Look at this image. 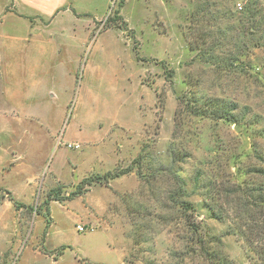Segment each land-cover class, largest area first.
Here are the masks:
<instances>
[{"label":"rangeland","instance_id":"374dc122","mask_svg":"<svg viewBox=\"0 0 264 264\" xmlns=\"http://www.w3.org/2000/svg\"><path fill=\"white\" fill-rule=\"evenodd\" d=\"M247 1L0 0V264H206L190 251L172 198L180 184L169 172L171 146L189 154L174 169L212 248L234 264H264L237 234L227 198L215 197L230 214L219 221L194 187L211 157L233 174L240 151L246 165L264 166V0L251 21ZM115 11L126 29L107 25ZM211 51L239 61L219 67ZM212 98L240 123L192 112L194 100ZM143 150L155 163L143 175L134 167L72 195L84 178L123 170ZM233 179L227 171L216 181ZM53 190L64 199L49 214L30 208Z\"/></svg>","mask_w":264,"mask_h":264},{"label":"trees","instance_id":"16d2710c","mask_svg":"<svg viewBox=\"0 0 264 264\" xmlns=\"http://www.w3.org/2000/svg\"><path fill=\"white\" fill-rule=\"evenodd\" d=\"M260 3H255V0L252 2L251 0L247 1L244 15L248 21L253 20L255 16V8ZM114 16H109L107 19V25L112 26L116 25L119 28L126 29L127 22L123 21V17L120 16L119 11H115ZM121 21V22H120ZM124 24V25H123ZM253 25H251V29ZM254 29V28H253ZM256 45H259L257 42ZM207 60L215 64L219 67L225 65L226 67H231L235 65L236 61H239V58L235 54H228L223 59L220 55L216 54L214 51L207 52L206 54ZM195 104L192 107V112L198 116L203 117H211V118H221L227 120L229 122H235L237 124L240 123L239 117L229 112L227 104H221L217 99H210L209 102L198 106L196 102L198 100H194ZM229 105V104H228ZM213 106V107H212ZM144 151V150H143ZM171 152V166L169 167V172L172 173V176L177 178L178 183L180 184L179 190L176 192L172 198L176 201L185 221L188 229L190 230L191 235L189 237L188 242L193 243V247L190 251H194L200 254L202 259L206 264H234L227 255H222L221 253L215 251L212 248V243L215 241V237L213 235H209L205 233L203 226L201 224L196 223L194 220V212L195 205L188 198V180L184 175L177 174L174 167L181 162L186 161L189 157L188 152L185 153L180 150H176L173 146L170 147ZM147 153V154H146ZM245 151H240V154H236L234 156V166L236 167V171L233 174L229 167L231 165L227 163L220 162L219 157H211L210 159L204 161L202 166H200L195 173L194 176V187L195 189L203 190L206 194V197L209 199L208 207L212 211V215L215 219L219 221H225L226 218L229 219L230 214L223 211H218L216 207L217 201H215V197H226L228 203L233 205V209L235 211V222L234 228L237 231V234L245 240L259 255V258L264 263V180H249L245 176H259L264 177V166L257 165H246L242 160ZM149 152L144 151L139 154V156L133 161V165L124 168L123 170L117 171H108L105 174H96L87 178H84L80 184H78L76 191L72 193L73 196H77L79 194L84 193L88 187L96 182L98 183H106L108 184L109 180L113 177H117L121 174L132 171L134 167H137L139 174L143 175L142 170L146 165H149L147 168H151L155 165L154 161H150L151 156H148ZM150 157V158H149ZM153 159V158H152ZM162 167H165L162 165ZM207 167V168H206ZM205 169H211V173L209 179L206 175H209V171L207 172ZM228 171V175H233V178L236 179V182L232 181V184H219L216 180L224 179L225 172ZM153 177L156 174H152ZM233 179V180H234ZM251 179V178H250ZM223 182V181H222ZM227 182V181H226ZM234 182V183H233ZM55 191V192H54ZM7 195L10 199H12L16 204L17 208L25 207L26 204L22 202H17L11 192L6 190ZM6 195L4 194V197ZM64 197L58 190H53L50 192L49 197L45 200L42 208H38L35 210L34 207H30L33 211L37 213H42V209L46 207L49 214V206L52 200H63ZM234 202V204H232Z\"/></svg>","mask_w":264,"mask_h":264},{"label":"built area","instance_id":"2783aa9c","mask_svg":"<svg viewBox=\"0 0 264 264\" xmlns=\"http://www.w3.org/2000/svg\"><path fill=\"white\" fill-rule=\"evenodd\" d=\"M240 8H242V6H241V5H240ZM78 229H79V230H81V231H83V230H84V227H83V226H81V225H79V226H78Z\"/></svg>","mask_w":264,"mask_h":264}]
</instances>
